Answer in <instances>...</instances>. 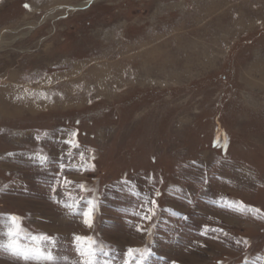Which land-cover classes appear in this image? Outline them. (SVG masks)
Returning a JSON list of instances; mask_svg holds the SVG:
<instances>
[{"label":"rangeland","instance_id":"obj_1","mask_svg":"<svg viewBox=\"0 0 264 264\" xmlns=\"http://www.w3.org/2000/svg\"><path fill=\"white\" fill-rule=\"evenodd\" d=\"M3 37L0 244L16 217L55 260L0 264H136L140 236L146 264H264V0H0ZM30 152L83 165L91 218L28 191Z\"/></svg>","mask_w":264,"mask_h":264},{"label":"crops","instance_id":"obj_2","mask_svg":"<svg viewBox=\"0 0 264 264\" xmlns=\"http://www.w3.org/2000/svg\"><path fill=\"white\" fill-rule=\"evenodd\" d=\"M32 152H30L26 159L28 161L31 162V164L29 165V178L31 180V182H29V188L28 191L31 190V193H35L33 194V196H39V198L43 199L45 203L50 204V208H53V206L51 204H60V208H61V214H58V216H61V218H83L85 219V213L88 211V209H86V204H85V199H84V187L81 184V181H78V179L74 180L70 179L71 177H74V174H76V178H79V171L83 170V165L81 164V168L79 167V163H77V166L75 167V165L71 164L67 167L63 166L62 169H68L66 172L68 173H64V178L62 179V175L61 176H54L51 172H49L48 167L44 168L43 166H37L36 163V157L32 156L33 154H31ZM32 156V157H31ZM75 159H72V162L75 164ZM15 166V165H12ZM45 171V172H44ZM74 172V173H72ZM12 183H10V187L8 188L10 190L11 193H15L17 192V194H19L18 189L15 188V184L14 183H18L17 182V178L13 177L12 178ZM13 184V185H12ZM53 188H56V190H53ZM60 191V193H58V190ZM82 192V195L80 194ZM38 194V195H37ZM58 194V195H57ZM149 198V197H148ZM155 200V199H154ZM147 201V197L146 199L142 200V202H146ZM103 207V205H102ZM47 209V208H46ZM103 209V208H102ZM101 209V211H102ZM108 209V208H106ZM104 211V210H103ZM46 214V212H45ZM93 214V212H92ZM92 214L90 216H87V218H91ZM113 214L116 216V218L118 220H124V222L126 223L127 220H129L128 216L125 213L120 214V211H114ZM147 215L150 216V219L152 220L151 216V212H146ZM143 214L141 219L135 223V225H137L140 221V226L141 228L144 227V229H146V226L150 224V219H144L143 217L146 215ZM35 216H37L36 214H34ZM33 216V215H32ZM129 225H134L132 223H128ZM127 223L126 225L129 226ZM108 225V224H107ZM161 225V223H160ZM107 227V226H106ZM110 227V225H109ZM148 227V226H147ZM108 228V227H107ZM164 226L163 224L158 227V232H157V241L159 242V237L161 236V234L164 232H174L175 235L178 233L176 232L177 229L174 226H171V228L169 227H165L166 229H163ZM143 229V228H142ZM141 229V230H142ZM143 229V230H144ZM91 232H89L88 235H91L92 232L94 231L93 228L90 230ZM42 233H48L46 230ZM49 233H53V232H49ZM132 233H134V230L132 231ZM142 234V231H141ZM186 234V233H184ZM190 234V233H188ZM139 239H141L140 241V246H135L132 245V247L130 249L132 250H144V243L142 242L144 240V238H142L141 236L139 237ZM169 242L172 241V239H168ZM178 240L176 238H174V240L172 241V243L177 242ZM48 243V241H47ZM92 251L94 250H99V249H90ZM110 250V249H109ZM95 255H98V251H94ZM111 257L108 258V260H110ZM91 260L92 264H96V259H89Z\"/></svg>","mask_w":264,"mask_h":264},{"label":"snow or ice","instance_id":"obj_3","mask_svg":"<svg viewBox=\"0 0 264 264\" xmlns=\"http://www.w3.org/2000/svg\"><path fill=\"white\" fill-rule=\"evenodd\" d=\"M25 7H29L28 5H25ZM46 159V158H45ZM152 203H155L154 201ZM90 205H93L92 201H89ZM94 211L93 207H89L88 211L85 213V216H90L92 212ZM144 219H150L149 215H145L143 217ZM16 217H10L7 236L8 240L6 244H0V247H6V249L12 253L13 255L20 256L24 258L25 260L28 259H34L37 261H46V262H54L55 257L51 251L45 250L43 248V243L47 239L46 237L42 236H32L31 240L33 242L34 246H24L21 242L19 237H21V231L15 221ZM85 223H88L86 220ZM77 240H80V237H76ZM135 252H139V257L136 260V264H146L148 257L152 255V253L145 249L144 251L140 252V250H128L129 256L135 255ZM81 254H85L83 251H81ZM89 257H92L95 255L94 251L89 250L86 253ZM86 264H92L91 260L87 261ZM130 264V262H128ZM175 264V262H173Z\"/></svg>","mask_w":264,"mask_h":264},{"label":"bare ground","instance_id":"obj_4","mask_svg":"<svg viewBox=\"0 0 264 264\" xmlns=\"http://www.w3.org/2000/svg\"><path fill=\"white\" fill-rule=\"evenodd\" d=\"M89 8V7H88ZM23 32V31H22ZM6 41V39L3 37V39H1L0 40V48L1 47H4L5 48V46H8V45H10V44H12L11 42L10 43H7V42H5ZM14 43V42H13ZM32 43V42H31ZM7 44V45H6ZM70 45V44H69ZM94 47V46H93ZM148 48V47H147ZM150 48V47H149ZM145 49V48H144ZM1 51H2V49H0ZM95 50V49H94ZM5 53V52H4ZM14 53V52H13ZM69 53H71V52H69ZM36 56V55H35ZM98 63H99V61H98ZM264 71V70H263ZM261 74V73H260ZM263 76V75H262ZM263 78H264V76H263ZM33 81V80H32ZM249 84V83H248ZM256 84V83H255ZM260 85V84H259ZM258 85V86H259ZM25 91V90H24ZM27 91V90H26ZM11 100H12V98H11ZM22 105V104H21ZM66 105V104H65ZM20 110V109H19ZM7 114V113H6ZM219 127V126H218Z\"/></svg>","mask_w":264,"mask_h":264}]
</instances>
